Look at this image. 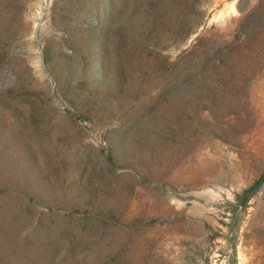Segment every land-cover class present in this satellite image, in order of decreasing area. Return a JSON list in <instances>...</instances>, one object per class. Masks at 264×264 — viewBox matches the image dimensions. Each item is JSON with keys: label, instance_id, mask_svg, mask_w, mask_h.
I'll return each instance as SVG.
<instances>
[{"label": "rangeland", "instance_id": "374dc122", "mask_svg": "<svg viewBox=\"0 0 264 264\" xmlns=\"http://www.w3.org/2000/svg\"><path fill=\"white\" fill-rule=\"evenodd\" d=\"M0 264H264V0H0Z\"/></svg>", "mask_w": 264, "mask_h": 264}]
</instances>
